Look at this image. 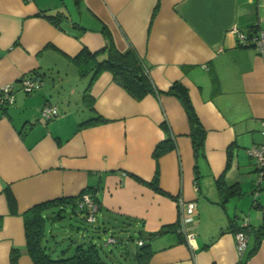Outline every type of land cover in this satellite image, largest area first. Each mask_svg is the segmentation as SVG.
I'll list each match as a JSON object with an SVG mask.
<instances>
[{"label": "crops", "instance_id": "crops-1", "mask_svg": "<svg viewBox=\"0 0 264 264\" xmlns=\"http://www.w3.org/2000/svg\"><path fill=\"white\" fill-rule=\"evenodd\" d=\"M56 12L67 16L64 30L42 15ZM101 25L117 50L132 48L149 65L156 89L164 92L173 82L188 89L206 131L203 157L193 156L187 116L176 97L136 100L109 71L89 90L94 112L105 121L80 125L94 113L83 97L88 77L79 76L71 58L82 46H104ZM234 27L264 32V0H0V97L9 84L13 95L0 107V264H11L13 248L19 250L14 264H34L25 247V210L83 193L99 203L93 237L123 240L113 264L132 258L139 240L150 244L147 264H264V236L251 233L242 255L234 239L245 219L253 230H264V180L253 194L258 172L247 154L264 140V56L250 44L253 36L240 45ZM68 68L83 81L77 90ZM33 71L41 74L39 86L26 92L21 81ZM46 103L58 107L55 118L41 116ZM167 136L174 148L154 157ZM221 174L226 185H239L241 196L219 194ZM155 175L163 193L149 186ZM6 188L17 213L9 210ZM179 197L196 202L192 247L175 229ZM67 210L50 220H61ZM128 244L134 250L128 252Z\"/></svg>", "mask_w": 264, "mask_h": 264}, {"label": "trees", "instance_id": "trees-1", "mask_svg": "<svg viewBox=\"0 0 264 264\" xmlns=\"http://www.w3.org/2000/svg\"><path fill=\"white\" fill-rule=\"evenodd\" d=\"M42 15L47 17L53 24L61 29H63L61 23L67 19V16L61 12ZM74 25L78 26L76 23ZM101 26V33L105 39L104 46L94 51L90 50L87 46H82L78 53L71 58L77 68L79 76L88 77L83 97L85 99L84 101L88 104L90 111L94 113V117L86 120L80 125L82 126L83 124H93L105 121V119H103L99 114L94 112L92 107L93 100L89 95V90L92 83L97 79L100 73L103 71H109L110 74H112L113 81L118 84V86H121L129 95H131V98L136 100H141L148 94L160 95L165 93L176 97L181 103V107L184 109L187 116L186 120H188L190 128L189 137L191 139L190 144H192L193 148V156H195L196 161L199 157H203L206 131L200 119H198L199 117L193 107L190 96L188 95V89L181 83L179 84V82L171 83V86L164 92L156 89L148 73L149 65L142 61L141 57L132 48L125 51L117 50L109 30L105 26ZM82 29H84V27H82ZM256 31H258L256 27L252 28L250 31L251 33L248 35L250 37L255 36L258 34ZM30 75L33 76L34 79H39L41 76L39 72L37 73L35 71H33ZM217 80V76L214 73H211L213 92L218 91L219 83ZM0 107L5 108V106L2 105H0ZM162 126L165 130L167 129L165 122L162 123ZM174 145L173 138L171 136H167L163 141L156 144L154 157H159L161 154L174 148ZM227 165H229V162H227ZM227 165H225L226 168ZM196 166L197 163L194 167L197 172ZM223 177V174H221L218 178H216V187L219 194L226 199L229 197L241 196L242 191L240 190L239 185L233 184L228 186L226 185ZM156 181H158L157 175H155L153 180L149 182V186H151L155 191L163 193V190H161L158 182ZM257 188H260V186H256V189ZM256 189H254V192ZM84 192L89 191L85 190ZM5 194L10 212L17 213L15 199L8 188L5 189ZM80 196L81 194L77 197H62L41 202L31 206L22 213L26 243L25 247L34 264H113L115 259L114 255L116 256V254H114L111 250H109L111 253L108 254L105 250H102L103 246L107 247L109 244H112L115 247L117 246L116 248L119 250L118 253L123 252L124 247H119L117 244L121 243L123 240L117 239L116 237L113 238L112 235L111 237L113 238L114 243L104 241L105 243L102 242L97 244L92 239V236H88L86 240L83 239L81 241H77L74 247L72 244H67L65 248L61 249L60 255L55 252L56 246H52L51 243H57L58 241L55 238V235L54 237L51 235L50 237L52 239L48 241L49 239L46 235L47 220L49 218L51 219V217L54 218V220L59 219V217H61V212L64 209L69 208L71 213L79 215L80 220L90 222L87 220L86 211L77 208V202ZM95 220L96 219L92 222H95ZM177 226L178 225L176 223L175 229ZM95 229H97V227H95ZM238 230L246 232L248 237L251 233H253L257 239L264 236L262 226L256 228L255 230L248 225L238 226L234 233ZM141 243V245L137 244L138 248L132 254L134 264H147L151 256L150 254L152 251L150 249V244ZM256 246L257 243L253 248L248 250L249 252L247 253V257L255 251L254 249H256ZM18 255L19 250L13 248L10 252L11 264L16 262Z\"/></svg>", "mask_w": 264, "mask_h": 264}, {"label": "built area", "instance_id": "built-area-1", "mask_svg": "<svg viewBox=\"0 0 264 264\" xmlns=\"http://www.w3.org/2000/svg\"><path fill=\"white\" fill-rule=\"evenodd\" d=\"M232 31L236 33L239 44L240 45H247L249 35L248 33H243L238 31L237 28H232ZM251 43L253 46L257 49V51L261 54V56H264V32L262 30L258 31V34L252 37ZM22 88L26 92H31L38 88L39 86V80L34 79L33 76L28 75L24 76L22 81ZM2 95L0 97V105L6 106L8 104H11L13 102V95H12V85H5L2 88ZM58 107L56 105L46 103L43 105L41 109V116L45 120H50L52 118H55L58 115ZM262 128L261 134L264 136V120L261 122ZM247 154L250 156V158L254 162V167L258 172V180H257V186H260V183L262 180H264V140L258 144H254L250 148L247 149ZM258 189V188H257ZM257 189L254 192V194L257 193ZM196 202L193 200H184L181 197L177 200V205L179 208V215L177 220V230L179 233L183 235L185 238V241L192 247V240L194 239V232L193 229L196 227L197 221L195 220L196 216ZM77 208L81 210L86 211L87 220L90 222L94 221L96 212L99 209L98 202L93 198L92 195L88 193H83L78 202H77ZM246 219L244 220L242 226H247ZM235 242H236V251L240 255L243 254L244 250L247 248L248 244V235L243 230H238L235 232ZM107 242L114 243V240L112 237H109ZM142 241L136 242L138 245H141Z\"/></svg>", "mask_w": 264, "mask_h": 264}, {"label": "rangeland", "instance_id": "rangeland-1", "mask_svg": "<svg viewBox=\"0 0 264 264\" xmlns=\"http://www.w3.org/2000/svg\"><path fill=\"white\" fill-rule=\"evenodd\" d=\"M67 72L69 73V76H71L74 71L72 68V71L70 68L67 69ZM74 76V77H73ZM80 77L72 75V78L69 77L70 80V85L77 90V85H79V82H83L82 79H79ZM99 222L95 221V222H85L83 220H80V218L78 217H74L72 216V214L70 213L69 210H67L63 217L61 218V220L59 221H55L52 222L50 220V218L47 220V235H50V231H53V233L56 236L57 239V243L52 242V246H56L55 248V252L60 255L61 249L65 248L67 244H72V246L74 247V245L77 243V241H81V240H86L88 238V236H92V239L94 240V242L98 243H102V242H107L108 238H107V234L104 233H100L98 236L99 237H93L94 235H96L97 231L95 229L96 226H98ZM71 225H74V227H71ZM79 226V233H77L76 228ZM120 233V232H119ZM82 234L84 236H82ZM63 235H66V239H62ZM132 237L136 238L138 235L136 233H131ZM117 236V235H116ZM104 242V243H105ZM128 247V252L130 251V249L135 248V245H127ZM117 247V246H116ZM114 245L109 244L107 247L102 248V250H105L108 254H110L111 252L109 250H111L114 254H116L117 258H119V254L118 253V248H116ZM104 252V251H103ZM71 253V252H69ZM122 262V264H133V258L127 257L124 258L122 257V259H118Z\"/></svg>", "mask_w": 264, "mask_h": 264}]
</instances>
